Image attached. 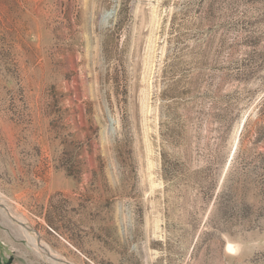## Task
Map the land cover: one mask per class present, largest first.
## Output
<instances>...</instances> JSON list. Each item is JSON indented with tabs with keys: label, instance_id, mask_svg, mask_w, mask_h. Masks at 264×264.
I'll list each match as a JSON object with an SVG mask.
<instances>
[{
	"label": "rangeland",
	"instance_id": "1",
	"mask_svg": "<svg viewBox=\"0 0 264 264\" xmlns=\"http://www.w3.org/2000/svg\"><path fill=\"white\" fill-rule=\"evenodd\" d=\"M0 264H264V0H0Z\"/></svg>",
	"mask_w": 264,
	"mask_h": 264
},
{
	"label": "bare ground",
	"instance_id": "2",
	"mask_svg": "<svg viewBox=\"0 0 264 264\" xmlns=\"http://www.w3.org/2000/svg\"><path fill=\"white\" fill-rule=\"evenodd\" d=\"M6 209H7V208H6ZM5 211H6V210H5ZM5 214H6V213H4V216H5ZM32 240H33V241H35V238H34V237H32ZM35 243H36V241H35ZM36 245H37V244H36Z\"/></svg>",
	"mask_w": 264,
	"mask_h": 264
}]
</instances>
